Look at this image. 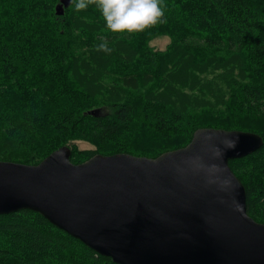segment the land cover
<instances>
[{
	"label": "trees",
	"instance_id": "trees-1",
	"mask_svg": "<svg viewBox=\"0 0 264 264\" xmlns=\"http://www.w3.org/2000/svg\"><path fill=\"white\" fill-rule=\"evenodd\" d=\"M60 3L0 0V161L38 165L65 146L75 165L155 159L201 128L264 140V0H164L167 22L135 35L108 32L94 6L58 16ZM229 164L264 224V145ZM0 264L115 263L21 210L0 215Z\"/></svg>",
	"mask_w": 264,
	"mask_h": 264
},
{
	"label": "water",
	"instance_id": "water-1",
	"mask_svg": "<svg viewBox=\"0 0 264 264\" xmlns=\"http://www.w3.org/2000/svg\"><path fill=\"white\" fill-rule=\"evenodd\" d=\"M70 5L61 0L57 15ZM263 145L256 133L201 128L155 159L75 165L65 146L38 165L0 161V215L39 213L115 264H264V224L229 164Z\"/></svg>",
	"mask_w": 264,
	"mask_h": 264
},
{
	"label": "clouds",
	"instance_id": "clouds-1",
	"mask_svg": "<svg viewBox=\"0 0 264 264\" xmlns=\"http://www.w3.org/2000/svg\"><path fill=\"white\" fill-rule=\"evenodd\" d=\"M75 11L94 6L102 16L108 32L135 35L157 24L166 23L164 0H71ZM98 52L110 53L107 41H101Z\"/></svg>",
	"mask_w": 264,
	"mask_h": 264
},
{
	"label": "rangeland",
	"instance_id": "rangeland-1",
	"mask_svg": "<svg viewBox=\"0 0 264 264\" xmlns=\"http://www.w3.org/2000/svg\"><path fill=\"white\" fill-rule=\"evenodd\" d=\"M168 43H169L168 38H158V39L153 40L150 43V46L156 50H165ZM78 147L80 149H91V148H93L91 145H89L87 143H83V142H78Z\"/></svg>",
	"mask_w": 264,
	"mask_h": 264
}]
</instances>
